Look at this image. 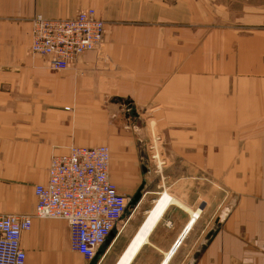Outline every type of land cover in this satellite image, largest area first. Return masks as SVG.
I'll list each match as a JSON object with an SVG mask.
<instances>
[{
    "label": "crops",
    "instance_id": "1",
    "mask_svg": "<svg viewBox=\"0 0 264 264\" xmlns=\"http://www.w3.org/2000/svg\"><path fill=\"white\" fill-rule=\"evenodd\" d=\"M87 8L105 23L103 67L87 53L58 73L29 53L34 16ZM153 108L161 182L126 137L142 142ZM72 146L110 148L111 180L130 199L125 227L90 262L64 221L32 217L51 157ZM5 215L32 217L25 264H264V0H0Z\"/></svg>",
    "mask_w": 264,
    "mask_h": 264
},
{
    "label": "built area",
    "instance_id": "2",
    "mask_svg": "<svg viewBox=\"0 0 264 264\" xmlns=\"http://www.w3.org/2000/svg\"><path fill=\"white\" fill-rule=\"evenodd\" d=\"M31 25L29 53L43 57L49 70L64 72L87 53L95 54L97 68L103 67L106 29L94 9L80 10L70 19L36 15ZM151 154L152 160L159 157L155 148ZM34 195L32 217L64 221L72 250L86 261L96 258L112 230L125 227L122 217L130 199L110 180V151L106 146H72L65 154L52 156L47 182L35 186ZM32 217L0 216V264H25L21 238L30 231Z\"/></svg>",
    "mask_w": 264,
    "mask_h": 264
},
{
    "label": "rangeland",
    "instance_id": "3",
    "mask_svg": "<svg viewBox=\"0 0 264 264\" xmlns=\"http://www.w3.org/2000/svg\"><path fill=\"white\" fill-rule=\"evenodd\" d=\"M160 122H162L161 109L160 108L159 109L153 108V109L149 110L143 116V120H142L143 124L138 126V128H140L139 131L142 130V132H141L143 134V136H141L143 138L142 142H139V139H138L139 137H136V134H134L133 131L129 132V133L133 134V136H131L129 134L126 135V137L137 140L136 144L138 146V149L139 150L141 149V152H142L141 156L139 157V160L141 159V161L144 163V165L146 164L145 162L149 163L148 166L149 167L151 166V168H153L155 175L157 177V180L159 182H161V179H162V172L161 171L167 163L166 162L167 159L165 157H163L162 153H161L164 144H163V137H162V132H161L162 128H161ZM152 148H155L159 153V157L156 159H153V160L151 159V156H150V155H152L151 154ZM109 151H110V175H111L110 180H111L112 179V166H113L114 159H113L112 150H110V148H109ZM157 167H158V169H157ZM111 181L114 183L113 180H111ZM117 190L121 195H124L120 189H117ZM157 192L159 194L156 195L154 197V199L148 200V202L146 204H144V206L142 207L141 215L145 216L144 220L146 219L147 215H150L152 213L151 211L154 208L156 202H158V200H160L164 194H167V193L161 192V190L157 191ZM143 194H145V192ZM160 206H162V205H160ZM134 208L136 210L137 206ZM134 208H132L131 211H129V212H132V210L135 211ZM144 220H143V222H144Z\"/></svg>",
    "mask_w": 264,
    "mask_h": 264
},
{
    "label": "bare ground",
    "instance_id": "4",
    "mask_svg": "<svg viewBox=\"0 0 264 264\" xmlns=\"http://www.w3.org/2000/svg\"><path fill=\"white\" fill-rule=\"evenodd\" d=\"M47 179H48V177H47ZM172 202L175 203V201H172ZM190 213H191L192 217H197L199 215V212H195V213L190 212Z\"/></svg>",
    "mask_w": 264,
    "mask_h": 264
},
{
    "label": "water",
    "instance_id": "5",
    "mask_svg": "<svg viewBox=\"0 0 264 264\" xmlns=\"http://www.w3.org/2000/svg\"><path fill=\"white\" fill-rule=\"evenodd\" d=\"M93 264V263H92Z\"/></svg>",
    "mask_w": 264,
    "mask_h": 264
}]
</instances>
